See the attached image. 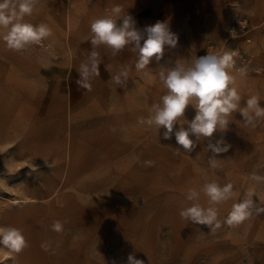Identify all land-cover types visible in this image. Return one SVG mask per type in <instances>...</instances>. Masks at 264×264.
Listing matches in <instances>:
<instances>
[{"label": "rangeland", "instance_id": "1", "mask_svg": "<svg viewBox=\"0 0 264 264\" xmlns=\"http://www.w3.org/2000/svg\"><path fill=\"white\" fill-rule=\"evenodd\" d=\"M106 1L110 7L118 4L125 10L132 5V0ZM254 1L226 4L231 20L220 26L219 37L215 28L214 33L201 34L208 18L194 22L195 35L185 23L192 33L184 36L185 49H166L159 64L153 61L149 67L158 71L161 65L171 67L181 59L188 62L208 50L218 53L222 45L225 50L239 49L253 62L236 65L248 69L247 77L239 81L241 93L245 99L250 93L264 98V0L258 6ZM59 2L38 0L33 15L25 18L55 30L53 49H47L45 41L43 46L15 52L0 42V200L1 196L20 197L27 188L45 195L47 183L56 186L65 178L79 140L83 170L72 175L54 198L7 206L0 225L19 228L27 241L32 238L35 256L44 253L50 264H126L130 253L144 264H264V214L236 228L222 226L215 232L205 225L186 223L179 216L190 187L199 188L219 178L221 184L232 182L243 193L253 186L250 174L264 176V122L256 129L230 124L223 135L232 147L220 155L221 166L212 169L207 161L211 153L203 151L206 141L190 154L182 151L177 155L175 148L182 146L174 136L171 140L160 138L159 143L154 130L140 129L137 118L146 117L148 107L164 94L158 80L150 83L141 73L140 81L132 87L144 97L142 110L132 108L127 116L106 117L108 114L99 109L95 119L86 124L90 130H76L84 116L78 114L73 97L64 96L66 86L63 88L60 79L76 67L82 46L90 41V20L101 14L97 9L79 11L77 26L69 37ZM240 20H247L248 29L233 37L229 28ZM256 25L258 38L254 40L250 32ZM243 36L252 39L248 42ZM261 104L264 106V99ZM70 111L74 119L61 117ZM20 116L32 119L28 134H17L13 126ZM186 116H194L191 106ZM235 119L242 121L238 112ZM105 121H116L118 129L104 132L101 123ZM132 126L136 129H125ZM220 135L214 134L216 138ZM44 158L52 160L55 172H47L52 165L44 163ZM145 160H154L155 166L138 162ZM256 190L264 196V184L256 185ZM233 202L219 206L221 220ZM201 203L206 204L203 195ZM55 220L63 222L62 233L51 230ZM45 241L53 242L55 254L41 248ZM0 264H10V259L0 255Z\"/></svg>", "mask_w": 264, "mask_h": 264}, {"label": "clouds", "instance_id": "2", "mask_svg": "<svg viewBox=\"0 0 264 264\" xmlns=\"http://www.w3.org/2000/svg\"><path fill=\"white\" fill-rule=\"evenodd\" d=\"M37 4L38 0H0V42L8 50L22 52L43 45L45 41H48L47 49L54 48L56 39L52 28L46 23L34 25L25 19L33 15ZM90 33L91 50L76 69L78 89L93 90V81L100 76V66L104 63L99 51L102 46L110 50L112 57L125 49L135 54L133 61L118 66L111 81L117 88L127 89L133 66L150 83L159 81L164 94L158 103L148 107L146 117L137 118V123L154 130L158 142L160 138L171 140L174 136L177 145L182 146L175 148V154L182 151L190 154L206 141L203 151L211 153L208 164L217 169L223 161L220 155L232 147L223 135L229 131L230 124L256 129L264 122V106L261 104L264 98L250 93L245 99L241 93L239 81L247 77L248 69L247 66L236 68L237 51L225 50L222 45L218 53L208 50L204 56L188 62L177 60L173 66L161 65L155 71L149 65L153 61L159 64L166 48L177 47L178 35L171 31L167 21L158 20L153 25L138 28L135 18L118 4L106 10L103 16L90 20ZM234 34L235 31L233 37ZM189 106L194 110L191 119L186 116ZM237 112L242 121L235 119ZM216 133L221 134L219 138L214 136ZM138 162L145 167H153L156 163L154 160ZM249 180L253 186L243 193L237 191L232 182L221 184L219 178L206 181L199 188H188L185 203L179 211L180 218L186 223L205 225L210 232H215L222 226L236 228L261 216L264 214V196L257 192L256 185L264 184V176L252 173ZM202 195L206 204L201 203ZM228 201L235 202L221 220L219 206ZM51 230L62 233L63 222L55 220ZM52 244V241L42 242L41 248L55 254ZM29 246L19 228L0 225V255L4 259H11ZM126 264H144V261L130 253Z\"/></svg>", "mask_w": 264, "mask_h": 264}, {"label": "crops", "instance_id": "3", "mask_svg": "<svg viewBox=\"0 0 264 264\" xmlns=\"http://www.w3.org/2000/svg\"><path fill=\"white\" fill-rule=\"evenodd\" d=\"M100 1L102 3L106 2V0ZM242 1L243 0H132V5L128 6L127 12L135 18L137 27L141 29L147 25L155 24L158 20L167 21L171 31L176 33L179 37L177 47L171 49L178 52L185 49L187 45L183 40L184 36L192 35L191 30L194 35L196 34L195 23L196 20L200 18L209 19V21L206 20L205 25H203L204 29L201 31V34L208 35L214 33L213 30L215 28L217 30L216 36L219 37L220 26L229 23L231 20L229 12L225 10L226 4ZM185 23L190 26L191 30L186 27ZM191 25L193 27H191ZM90 50V42H87L81 48V55L78 56L74 70L60 79L63 88L66 86L65 93H63L64 96L71 95L78 114L84 116L79 119L76 124V130L78 131L90 130L91 127H87L86 124L89 123L88 120H90V118L95 119L94 116H97L96 112L99 109L105 114H108L105 115L107 117L112 116L111 114L117 115L118 113L126 114L127 116V114L132 113V108L141 110L144 108L142 101L144 97L140 95L138 91H134L132 87L133 83L140 81L138 78L141 74L136 72L134 66L130 71V80L127 89L117 88L111 81V76L118 70L119 65H126L135 59V54L127 49L118 56L112 57L110 50L102 46L99 51L103 56L104 63L100 66V76L93 81V90L91 92H86L83 89H78L76 84L78 73L76 69L79 64L87 58ZM65 97L63 99L64 102L66 101ZM101 124V129L104 132L118 129L116 121H105ZM125 129L132 130L136 128L132 126L131 128ZM140 129L145 131L146 128L141 125ZM47 264H50L48 263V259Z\"/></svg>", "mask_w": 264, "mask_h": 264}, {"label": "bare ground", "instance_id": "4", "mask_svg": "<svg viewBox=\"0 0 264 264\" xmlns=\"http://www.w3.org/2000/svg\"><path fill=\"white\" fill-rule=\"evenodd\" d=\"M93 1L94 0H61V2H59V9L64 8L63 14H64V18L67 22V30L66 29L65 30L68 32L69 37L74 32V30L77 26V19H78V12L79 11H84V10L88 11V10H94V9L96 10L97 9L98 11H100L101 16H103L106 13V10L111 9V7L107 4V1L104 3H102L100 0H97L94 2ZM259 1L260 0H255L254 4H256L258 6ZM52 30H53L54 35H55V30L53 28H52ZM250 33L253 35L254 40L258 38V27H257V25L253 28V30H251ZM242 40H246V36H243ZM69 45H70V43H69ZM0 50H1V47H0ZM49 53H51V51ZM62 116H69L71 119L75 118V116H72L71 111H70V113H67L65 115H61V117ZM31 120H29V118L24 117V116H20V118L15 119L13 121V126L17 130V134H21V135L28 134V130L30 129ZM83 133L84 132L80 133V138L83 137V135H82ZM67 140H69V137ZM82 148L83 147H82L81 142L79 140L78 146H77V155L72 160V162L69 164L65 178L60 183H58L56 186H52L50 183H47L46 186L48 187V190H47L45 195L43 193L44 191H39V193L37 195L35 193V191H32V190L28 191V188H27V192L23 193V195H21L20 197H13V198L6 199V197L1 196L0 218H2V216L4 215L7 206L32 203V202H36L39 200H48V199L54 198V196L58 195V193L61 192V190L67 185L68 179L72 175H75L76 173H80L83 170L81 167V161L78 158V155L82 151ZM42 161L44 163L46 162V163L52 165L51 168L50 167L46 168L47 172L48 171L49 172L50 171L55 172L56 166L52 162V160L44 158ZM56 176L57 175H55V177ZM76 176H77V174H76ZM26 181L27 180H25V182ZM29 182H31V181H29ZM26 183H28V181ZM25 189H26V186L22 187L21 192H23ZM36 233H38V232H36ZM33 241L34 240L32 238H29L28 243L30 246L28 248H26L24 251H22L21 253L15 254L10 259V264H19L22 260H23V264H47V257L44 253H40L38 256H35V252H34L35 248L33 246V244H34ZM127 254H128V251L126 249L124 251V256H126ZM37 257L39 259L38 261L36 260Z\"/></svg>", "mask_w": 264, "mask_h": 264}, {"label": "built area", "instance_id": "5", "mask_svg": "<svg viewBox=\"0 0 264 264\" xmlns=\"http://www.w3.org/2000/svg\"><path fill=\"white\" fill-rule=\"evenodd\" d=\"M247 29H248L247 20H240L236 24H233L229 28V33L231 35H232V32L233 31H235V34L245 33L247 31ZM246 40L249 42V41H251V38L250 37H247ZM232 50H235V51L238 52V57H236V65H250V64L253 63L251 57H249L248 55H245L239 49H232Z\"/></svg>", "mask_w": 264, "mask_h": 264}]
</instances>
